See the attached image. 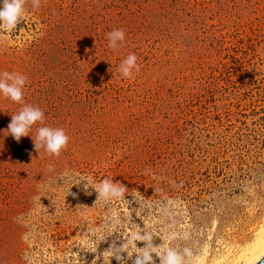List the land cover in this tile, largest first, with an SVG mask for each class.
Wrapping results in <instances>:
<instances>
[{
	"label": "rangeland",
	"instance_id": "rangeland-1",
	"mask_svg": "<svg viewBox=\"0 0 264 264\" xmlns=\"http://www.w3.org/2000/svg\"><path fill=\"white\" fill-rule=\"evenodd\" d=\"M129 54L139 70L125 78ZM5 71L27 78L24 103L69 142L59 157L35 152L38 123L17 143L5 131L21 105L0 96V264H133L146 245L155 264L167 249L228 264L254 241L264 0L29 2L0 28ZM104 180L118 194L98 199Z\"/></svg>",
	"mask_w": 264,
	"mask_h": 264
},
{
	"label": "clouds",
	"instance_id": "clouds-1",
	"mask_svg": "<svg viewBox=\"0 0 264 264\" xmlns=\"http://www.w3.org/2000/svg\"><path fill=\"white\" fill-rule=\"evenodd\" d=\"M29 2L34 9L40 6V0H0V28L15 29L21 23L25 15V5ZM107 39L108 47L115 52L123 45L125 32L122 29H114L107 33ZM134 69L139 70L135 54H129L118 68L125 78L131 77ZM26 79L19 73L7 71L0 73V96L21 105L18 113L11 115L5 132L19 143L22 137L32 138L30 132L33 126L39 123L42 126L36 129L35 138H32L34 151L40 153V150L44 149L49 156L59 157L61 152L67 149L69 137L62 128L43 126L44 112L38 107L24 103L23 89ZM83 189L85 194L91 195L86 183L83 184ZM94 190L98 194V199H107L118 194L115 186L108 180H104ZM142 251L143 254L135 257L133 264H155L152 253L147 251V245ZM155 256L159 258L160 264H183L182 256L172 249L158 251Z\"/></svg>",
	"mask_w": 264,
	"mask_h": 264
},
{
	"label": "bare ground",
	"instance_id": "bare-ground-1",
	"mask_svg": "<svg viewBox=\"0 0 264 264\" xmlns=\"http://www.w3.org/2000/svg\"><path fill=\"white\" fill-rule=\"evenodd\" d=\"M263 256L264 225L256 233L254 241L243 248L228 264H257Z\"/></svg>",
	"mask_w": 264,
	"mask_h": 264
},
{
	"label": "water",
	"instance_id": "water-1",
	"mask_svg": "<svg viewBox=\"0 0 264 264\" xmlns=\"http://www.w3.org/2000/svg\"><path fill=\"white\" fill-rule=\"evenodd\" d=\"M257 264H264V256L260 259V261Z\"/></svg>",
	"mask_w": 264,
	"mask_h": 264
}]
</instances>
